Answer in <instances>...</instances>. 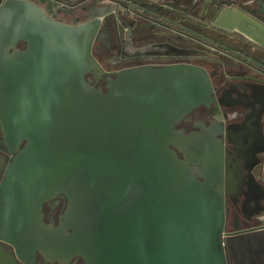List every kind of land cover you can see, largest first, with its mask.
Here are the masks:
<instances>
[{
    "label": "water",
    "instance_id": "water-1",
    "mask_svg": "<svg viewBox=\"0 0 264 264\" xmlns=\"http://www.w3.org/2000/svg\"><path fill=\"white\" fill-rule=\"evenodd\" d=\"M109 11L98 12L104 33ZM50 13L36 0L0 3V239L20 263L39 250L84 264H228L224 242L236 264H264V232L223 241L216 177L194 175L190 136L176 128L212 101L211 74L135 66L96 87L86 74L101 30ZM57 196L67 208L43 230L42 205Z\"/></svg>",
    "mask_w": 264,
    "mask_h": 264
},
{
    "label": "flooded vegetation",
    "instance_id": "flooded-vegetation-1",
    "mask_svg": "<svg viewBox=\"0 0 264 264\" xmlns=\"http://www.w3.org/2000/svg\"><path fill=\"white\" fill-rule=\"evenodd\" d=\"M36 1L49 12L54 10L52 16L49 14L54 20L66 24L92 21L97 31L105 30L104 20L99 18L98 12L109 6H98V0ZM212 4L213 0L203 14L205 17ZM172 10L161 4L154 10H134L132 16H109L107 32H102L93 41L91 53L97 63L105 60L116 68L101 73L100 78L94 75V69L90 72L97 78L95 84L104 83L120 70L135 66L192 64L210 73L212 101L183 116L176 128L190 136V165L194 175L201 181L216 177L214 189L223 196L226 235L238 229L264 232V66L257 59L246 57L240 49L214 42L204 36L203 31L174 21ZM188 42L200 43L217 53L186 46ZM14 48L24 49L25 43L18 41ZM9 50L12 51L13 47ZM222 56L235 62L234 70L237 66L238 69L228 74L223 68L226 61L221 60ZM176 151L183 156L180 150ZM0 153L4 152L0 150ZM53 200L58 203L55 207L49 204ZM66 208L67 202L60 196L43 203V230L51 231L56 227V214L60 222ZM226 258L228 264H236L229 248ZM0 264H21L15 246L1 239ZM29 264H84V261L77 255L66 262L38 250L33 253Z\"/></svg>",
    "mask_w": 264,
    "mask_h": 264
},
{
    "label": "crops",
    "instance_id": "crops-1",
    "mask_svg": "<svg viewBox=\"0 0 264 264\" xmlns=\"http://www.w3.org/2000/svg\"><path fill=\"white\" fill-rule=\"evenodd\" d=\"M250 2L251 0H213L209 16L205 18V27L238 39L240 44L249 45L255 52V59L264 66V12L256 10L258 14H253L248 10H255L249 7Z\"/></svg>",
    "mask_w": 264,
    "mask_h": 264
},
{
    "label": "rangeland",
    "instance_id": "rangeland-1",
    "mask_svg": "<svg viewBox=\"0 0 264 264\" xmlns=\"http://www.w3.org/2000/svg\"><path fill=\"white\" fill-rule=\"evenodd\" d=\"M69 1L74 2L76 0H69ZM129 1H131L135 5L134 6L135 10H139V11L142 9H146V8L154 10L157 6L161 4L167 5L170 8H173L171 15L174 18L173 19L174 21H179L183 23L185 26L193 27V29L199 30V32L206 30V27H205L206 17L205 15H203L202 10H201V4L203 0H129ZM97 5L100 6L102 4L98 2ZM249 5H248L249 7L259 12H262V11L264 12V0H253L250 2ZM119 13L121 14L122 12L120 11ZM112 16L113 15H111V17ZM186 46L194 47V48L208 51L211 53H217L216 51H212L210 48L200 43L188 42L186 43ZM221 60L226 61L224 62L225 64L223 68L228 74L235 72V70L238 69L237 68L238 66H237L234 70L233 65L235 62L230 61L229 58H227L226 56H222ZM115 68L116 67L112 62L108 63L105 60H101L99 61L97 66H94L93 68H91V70L94 69L95 70L94 75H96L97 78H100L101 73L110 72L111 70ZM90 71H88V73L86 74V78L88 79L89 82H91V85H93L95 84V80H97V78L94 77ZM103 84L104 83H100L99 85L103 86ZM49 204L51 207H55L58 205L56 200L51 201ZM57 218H58V214H56L55 219H54L55 225H58V222H59ZM45 223H47V221Z\"/></svg>",
    "mask_w": 264,
    "mask_h": 264
},
{
    "label": "trees",
    "instance_id": "trees-1",
    "mask_svg": "<svg viewBox=\"0 0 264 264\" xmlns=\"http://www.w3.org/2000/svg\"><path fill=\"white\" fill-rule=\"evenodd\" d=\"M248 10L251 11L255 15L258 14L256 10H251V9H248ZM191 28L193 29V27ZM202 34L206 36L207 38L211 39L212 41L220 43L222 45H226L229 48H232V47H235L236 49L239 48L246 57L255 59V52L251 50L250 46L246 44H240L238 39L231 38L228 35L224 33H220L218 31H210L207 29L204 30Z\"/></svg>",
    "mask_w": 264,
    "mask_h": 264
},
{
    "label": "built area",
    "instance_id": "built-area-1",
    "mask_svg": "<svg viewBox=\"0 0 264 264\" xmlns=\"http://www.w3.org/2000/svg\"><path fill=\"white\" fill-rule=\"evenodd\" d=\"M98 2L100 4H106L109 6L110 8V11H109V15H113V17H117L120 13V11L122 12L121 14H126V15H129V16H132L133 13H134V4L131 2V1H128V2H119L117 0H98ZM119 13V14H118ZM102 19V18H101ZM107 80V79H106ZM105 83L106 81H104V84L103 86L99 85V84H93L94 86L96 87H100V88H105ZM226 233L224 232L223 230V233H222V239L224 241V239L226 238ZM223 245H224V248H225V254L227 252V247L225 246V243L223 242Z\"/></svg>",
    "mask_w": 264,
    "mask_h": 264
}]
</instances>
